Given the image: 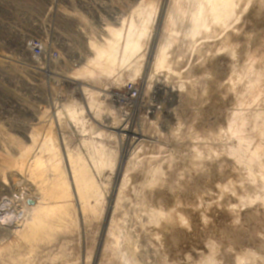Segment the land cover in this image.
<instances>
[{
    "label": "rangeland",
    "instance_id": "obj_1",
    "mask_svg": "<svg viewBox=\"0 0 264 264\" xmlns=\"http://www.w3.org/2000/svg\"><path fill=\"white\" fill-rule=\"evenodd\" d=\"M168 2L0 0V203L16 212L24 198L29 204L39 200L40 192L45 191L28 175L38 158L48 166L60 162V169L65 167L71 179V156L91 169L97 183V193L85 201L83 211L70 187L67 213L61 220H51L53 229L38 245L22 234L8 233V227L2 225L0 264H100L101 260L119 264L125 252L134 264H230V258L239 253L244 258L253 255L254 263H260L264 236L250 230L244 214L260 204L259 200L248 204L263 193L262 183L253 182L248 169L264 177V144L260 158L250 162V154L261 143L258 132L249 125L245 132L251 139L243 141L248 149L244 163L226 152L239 140H233L222 119L236 106L230 94L218 89L224 81L223 48L217 49V61L207 74H187L206 58L196 52L194 56L190 53L192 59L176 55L171 65L183 59L185 65L177 64L172 71L153 68L150 54L159 44ZM149 4L154 17L148 21L143 46L131 53V61L105 73L87 72L93 68L91 43L103 45L112 37L111 27L123 32L132 25L134 31L143 23V9ZM250 4L225 33L241 25L240 43L232 44L233 58L239 68L247 65L249 69L236 79L242 77V85L249 81L260 89L254 93L256 100L246 95L249 100L237 107L258 108L264 114V0ZM213 27L211 23L209 29ZM32 39L48 46L46 60L36 61L28 46ZM52 50L58 54L54 58L49 57ZM260 55L254 75V59L259 62ZM173 72L179 75L174 77ZM202 74L208 75V87L199 83ZM226 74H232L230 69L226 68ZM130 84L141 90L133 108L116 98ZM159 84L174 87V92L160 93ZM80 85L106 95L101 97L106 101L103 109L88 107ZM203 86L207 87L201 96L204 100L187 103L185 94ZM70 100L82 110L79 120L67 112L65 103ZM194 111L196 120L186 117ZM220 132L218 139L215 135ZM224 164L236 167L238 176L224 174ZM55 173L52 168L46 170L47 191ZM174 204H178L177 212L186 215L183 226L190 238L184 237L176 250L166 252L156 241L157 225L149 215L155 210L167 211Z\"/></svg>",
    "mask_w": 264,
    "mask_h": 264
},
{
    "label": "bare ground",
    "instance_id": "obj_2",
    "mask_svg": "<svg viewBox=\"0 0 264 264\" xmlns=\"http://www.w3.org/2000/svg\"><path fill=\"white\" fill-rule=\"evenodd\" d=\"M250 2H252V0H170V2H168L169 5L167 13L165 15V20L163 19L164 22L162 25L159 44L156 48L155 53L150 54V58L153 59L152 61L154 69L167 68L172 71L175 66L177 67L178 65H181L184 60L183 59L182 61H180V58L178 57L179 59L177 58V60L180 61V64H178V61H174L175 65L173 64L174 66H172L171 62L172 60H174V57L176 58V55L180 56L181 58L185 57L186 59V57H189L190 53L191 55L194 53V56L196 55V52L197 54H201V56L203 55L206 58L201 64L195 63L196 65H193V69L191 68L187 74H192L195 71H202V73L206 72L207 74V72H210V67L214 66L212 65L213 63H215L214 60L217 59L215 58L216 54H218L217 49L223 48L224 65H222L224 66V81L220 82L218 89L226 94H230V97H232L234 100L233 104L236 106L228 110V116H222V119L224 121H227V132L229 133V135L233 136V140L236 138L239 140L237 145L231 144V146H228L229 148L226 150V152L228 156L230 155L231 157H233L232 159H235V161H242L243 163L245 152L248 150L243 141L247 138L251 139V134L249 132H245L249 125L252 127L251 129L253 132H258L259 141L261 144L250 154L248 159L250 162H253L256 159L260 158L261 148L264 144V114L263 112L259 111L258 108L253 110L250 108L237 107L243 106V102L249 100L247 96H251L254 100H256V98L254 97V93L257 95L260 92V89L254 87V85H249V81L247 82V84L245 82V84L242 85L243 83L240 82L241 79L244 80V78L242 77L241 79H236V75L243 76L242 74L245 73L244 71L249 69L247 65L245 68H243L244 65L239 68V64L236 63L235 60L236 58H233V55L235 53L234 49L232 48V44L234 45V43H240V28H242L241 25L235 27L234 30L230 29V32H225L226 30L231 28L232 25L236 24V21L234 20H236V18L238 17V13L240 14V12H246L245 10L248 8V3L249 5H251ZM150 6L151 5L149 4L146 8L143 9V23L139 27H134V31H131L133 29L132 25L128 29L123 30V32L114 27H111L108 28V31L110 34H112V37L105 39V43L103 45L97 44L95 46L94 43H91L90 48L92 50V57L89 62L91 64L90 66H92L93 68H88L87 72H89L91 75L101 74L112 71L117 66H121L131 61V53H134L139 47L143 46L144 36L148 28V21H151L154 17V11H152ZM240 19L242 21V17ZM211 23L212 26L215 25V27L209 29ZM218 36H223L220 41H217L219 39L217 38ZM175 48L176 51L174 52ZM221 54H223V51ZM191 55L190 58L192 59ZM262 56L263 55H260L259 62L257 60V57L254 59V75L256 72L257 64L261 63L260 60L262 59ZM200 59L201 57L199 58V60ZM226 68L227 70L230 69L232 73L229 77L226 74ZM174 72L170 74L173 75ZM180 72L182 73V71ZM177 74L178 72L176 73V75ZM176 75L173 76L175 77ZM225 76L227 77L225 78ZM63 77L67 79L66 76ZM184 77L188 78V76ZM199 79L200 84L201 81H203L204 85L207 84V87L209 86V81L207 80L208 75L206 76L202 74L201 76H199ZM191 87L192 86H190V89ZM199 87L191 90V92H189L187 96L185 94L184 97H187V103H190V105H195L197 103H200L199 101H202V99L204 100V96H201L204 93L203 90L207 87L203 86L202 89H200ZM79 88L85 91L88 99V107L91 110L100 111L101 109H103V103H105L106 101L103 102L104 99L102 98V100L101 97L106 95L85 87L84 85H80ZM157 89L160 93H172L174 92L175 88L170 87V85L159 84ZM250 101H252V99H250ZM75 103V100H70L69 102L65 103V105L69 116L79 120V115L82 113V110L80 111L78 108H76ZM105 105L108 104L106 103ZM105 108L113 112L110 107L105 106ZM182 111L184 110L182 109ZM197 116V112L194 111L191 116L186 117H190V119L192 118L191 120H196L195 117ZM127 131L130 132V130ZM221 133L222 132L216 134L215 137L219 139L221 137ZM189 136L191 135L189 134ZM202 159L203 158H201V160ZM68 161L70 166L71 179L67 178L65 167L62 170L60 169V162L52 163L48 166L47 163H45V161L41 158L36 159L34 168L28 175H30V178L37 182L39 188L45 192H40L41 196L40 198L38 197L39 200L34 203L29 204L27 203L25 198H22V208L20 211L16 212L15 210L7 209L8 206L6 204L0 203V227H2V225L7 226L8 228H5V230L8 233L11 232L22 234L28 242L38 245L39 242L42 241L50 233L49 231L53 229L51 220H61L62 216L67 213L66 198L70 187H73V189L75 190L78 197L79 206L83 211L85 209V201L97 193V183L95 180V176L91 169L85 163H77L78 161L74 160L71 156H69ZM222 167H224V174L229 172L234 178L238 176V169L236 167H233L230 164H224L223 166H221V168ZM262 167L264 168V163ZM51 168L56 173L54 174V178L51 182L50 191H47L49 185L44 176L46 170ZM248 170L249 174L254 180L253 182L259 181L262 183L260 188L263 193L261 196H256L255 198L249 200L248 204H252V202L255 200H259L260 204L259 206L248 210L244 214V218L246 217L245 219H247V222L251 225V231L264 236V177L255 176L251 168H249ZM226 188L228 189V187ZM222 190L221 192H223ZM177 205H172V208H168L167 211H152L149 215V217L152 218V220L157 225L155 230L156 241L160 243L161 247L166 252H169L170 249L176 250L179 242L184 239V237L188 239L190 238V233L184 228L185 226H183L186 215H184L182 212H177L179 210L177 208ZM225 211L231 212L229 209H225ZM181 248L182 247H180V249ZM244 256L245 255L242 253H239L235 257L232 256L233 259L230 258L229 260L232 261V263L230 264H243V262L245 263L248 261L250 262H248L247 264H255L253 255H249L245 258ZM257 260L258 259H256V261ZM100 264H108V261L101 260ZM119 264H134V262L132 261L131 257L127 255V252H125L123 253L122 260ZM259 264H264V256H260Z\"/></svg>",
    "mask_w": 264,
    "mask_h": 264
},
{
    "label": "built area",
    "instance_id": "obj_3",
    "mask_svg": "<svg viewBox=\"0 0 264 264\" xmlns=\"http://www.w3.org/2000/svg\"><path fill=\"white\" fill-rule=\"evenodd\" d=\"M34 58L36 61L40 62L42 60H46L47 58V48L48 46L36 39H32L28 44ZM58 54L55 50H52L49 54L50 58L56 57ZM141 96V90L134 84H130L129 86H125L124 91L120 94L116 95L118 102L122 103L125 107L133 108L138 104V101Z\"/></svg>",
    "mask_w": 264,
    "mask_h": 264
}]
</instances>
